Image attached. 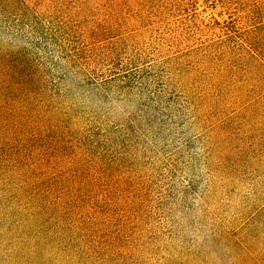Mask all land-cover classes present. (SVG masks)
<instances>
[{
	"label": "rangeland",
	"instance_id": "rangeland-1",
	"mask_svg": "<svg viewBox=\"0 0 264 264\" xmlns=\"http://www.w3.org/2000/svg\"><path fill=\"white\" fill-rule=\"evenodd\" d=\"M0 264H264V0H0Z\"/></svg>",
	"mask_w": 264,
	"mask_h": 264
},
{
	"label": "trees",
	"instance_id": "trees-1",
	"mask_svg": "<svg viewBox=\"0 0 264 264\" xmlns=\"http://www.w3.org/2000/svg\"><path fill=\"white\" fill-rule=\"evenodd\" d=\"M58 178L45 192L38 207L31 208V224L46 237L55 238L60 251L73 250L74 245L82 248L95 245L99 240L91 232L95 231L96 223L89 218V202L78 196L86 186L67 183L63 175Z\"/></svg>",
	"mask_w": 264,
	"mask_h": 264
}]
</instances>
